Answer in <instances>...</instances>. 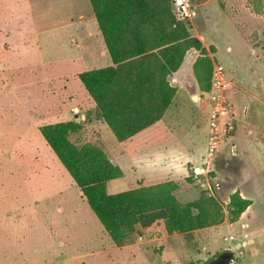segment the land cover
<instances>
[{
	"label": "rangeland",
	"instance_id": "rangeland-1",
	"mask_svg": "<svg viewBox=\"0 0 264 264\" xmlns=\"http://www.w3.org/2000/svg\"><path fill=\"white\" fill-rule=\"evenodd\" d=\"M24 1L0 0V9L4 8L3 6L6 9L13 8L18 4L25 6ZM38 1H33L32 4H39ZM47 2L56 4L60 0H46ZM225 3L235 5V10L228 13L230 14L228 20H224L222 12ZM189 6L191 16L184 22L185 29L191 39L199 41L201 47L186 50L177 71L185 74L187 90L191 94L193 92L200 94L198 100L203 102L207 118L209 105L205 93L201 90V86L204 87L206 81L203 79L202 83H198L194 69L197 65H201L198 69L207 73L213 69L214 65L223 66L227 79L225 96L233 111L231 138L214 157L209 166L210 172L206 179L203 177L202 182L209 183V189L206 188L205 191L222 207L226 215L224 221L227 224L230 223L226 211L230 194L237 191L240 196L242 195L241 197L251 202V208L245 210L236 222L231 223L234 225L230 228L219 229L213 240L205 243V251L200 242H192L190 235L184 236L187 247L181 249L183 253L174 264H210L218 257L217 255H221L227 249L233 251L231 264H239L254 255L259 257L256 261L264 262L263 255L260 253L264 252V0H189ZM240 9L246 13L239 12ZM75 15L76 13H74L76 20ZM241 15L249 16L251 20L248 19L249 17L241 18ZM68 32L59 51L50 45L43 46V41L47 37L40 36L41 46H43L41 53L36 54L35 51L26 55L22 54V48L15 43L17 48L13 53L1 56L5 54V51L10 50L11 44L5 41L3 38L5 32L0 28V264H43L52 258V255L44 250L37 253L25 250L19 259L14 260L15 252L35 246L43 248L47 244L45 226L41 223L30 225L23 215V219L18 218L19 214L16 213L18 203L15 202L14 196L20 194L14 185L19 180L17 176L28 183L38 179L32 172L23 175L20 172L17 173L21 167L29 166L36 171H41L40 168L35 169L34 165H44L48 160L47 157L51 156L47 154L44 155L46 158H42L41 152L42 149L43 152L49 150L58 163H54L55 165L48 163L49 175L60 183L58 188L65 191V197L74 200L79 195L77 194L79 189L40 133H36L42 125L63 123L65 119L63 113H68L75 106L73 101H66L63 98V87L66 85L60 76L74 71L102 68L95 59L90 57L85 62H61L60 50L64 51L63 54L74 56L81 51L76 49V42L79 41L80 36L72 29ZM80 45L82 46V43ZM244 47L246 50L257 49L260 71H248L244 60L246 53ZM4 62L12 66L8 71L1 70V64L5 65ZM172 75L168 79V84L175 89L176 94L177 83L172 82ZM75 82L80 85L82 91H85L79 80L74 79ZM15 93L18 97L21 94L29 96V105L27 102L24 103L28 105L27 108L19 109L14 100ZM31 105H33L32 108H30ZM69 113L68 119L73 120V111L70 110ZM20 114L27 121L33 122L29 130L39 140L37 144L41 148L39 147L38 154L26 153L27 143L16 142L20 136L14 133V128L18 130L20 126H15V122L16 120L19 124L23 122L18 119ZM95 120L99 121L97 113L86 118V121L77 123L81 129L73 133L70 140L78 145L87 141L104 145L111 142L112 139L106 138L107 130L100 128L98 123H94ZM183 122V128L186 129L189 121ZM215 184L218 187H215ZM125 188L126 182L118 180L108 185L106 191L108 194H116L125 191ZM89 213L98 227H101L91 210ZM27 216L30 220L29 212ZM228 237H232V240H223ZM137 238V236L134 237L135 242H138ZM181 238L175 237L173 244L178 246ZM164 247L160 244L159 248H154V253L162 252ZM6 256L10 259L3 261ZM173 257L169 252H165L161 256L157 254V261L162 264L169 263ZM202 258L206 260L200 261L199 259Z\"/></svg>",
	"mask_w": 264,
	"mask_h": 264
},
{
	"label": "crops",
	"instance_id": "crops-1",
	"mask_svg": "<svg viewBox=\"0 0 264 264\" xmlns=\"http://www.w3.org/2000/svg\"><path fill=\"white\" fill-rule=\"evenodd\" d=\"M33 1L36 0H25V6H19L18 4L13 8L6 9L3 6L4 8L0 9V28L5 32L3 38L11 44L10 50L5 51V54L1 56L13 53L17 48L15 43H18L23 50L22 54L25 55L35 51L36 54L41 53L44 45H50L53 49L59 51L65 35L69 34L68 30L72 29L74 33L80 36L79 41L76 42V49H81V51L77 56H74L63 54L64 51L60 50L61 62H85L90 57L95 59V62L102 68L112 65L89 0H60L56 4L39 0V4L36 3V5L32 4ZM234 6L225 3L222 11L224 20L230 18L228 13L235 10ZM239 12L246 13L241 9ZM74 13H76V20ZM247 17L241 15V18ZM248 19L251 20V17ZM40 36L47 37L43 41V46H41ZM79 43H82V46ZM244 50L246 52L244 60L248 66V71H260L257 49L250 48L246 50L244 47ZM4 64H1L2 71H8L12 67L8 62H4ZM82 72L85 71H74L71 74L60 76V79H63L66 85L63 87V98L66 101L69 100L75 103V106L70 109L73 111L74 119H68L69 110L68 113H63L66 119L63 123L69 121L84 122L86 118L96 114L95 105L87 92L82 91L80 85L74 83V79L78 80L77 76ZM184 77L185 74L182 71H177L172 75V82L177 83L176 94L161 119L125 142H117L104 122L94 121L104 131L107 130L106 138L108 140L112 139L107 145L103 143L98 145L110 161L122 170L123 178L118 180L126 182V190L172 181L178 185L174 196L181 203L195 201L199 197V192L206 190L209 183L202 182L203 177L194 179L191 176L192 169L201 167L204 163L203 156L205 155L208 133L206 110L203 102L201 103L198 100L200 94L198 92L191 94L187 90ZM188 85L191 86L192 84L188 83ZM17 95L15 93L14 100L19 109L21 107L27 108L30 100L29 96H26V94L22 96L21 94L18 97ZM26 102L28 105H24ZM205 103L207 104L206 101ZM18 117L23 122L22 124L17 123V120L15 122V126H20L18 130L14 128V133L20 136L16 142L24 141L27 143L26 153L30 155L33 153L38 154L39 147L41 148L37 144L39 140L29 130L33 122L27 121L22 114ZM186 120L189 122L185 129L183 128V121ZM36 133H40L39 130ZM156 152L164 153V158L156 161L154 166H146L145 160L141 158L146 157L152 160L154 159L153 154ZM41 153H43L41 154L43 155L42 158H46L44 155L47 154L51 156L47 157L48 160L44 165H34L35 169L39 170L38 168H40L41 171H36L29 166L21 167L17 171L22 175L32 172L37 175L38 179L28 183L17 176L19 180L14 185L20 194L14 197L15 202L18 203L16 210V213L19 214L18 218L23 219V215L30 225L41 223L42 226H45L47 244L43 248L35 246L15 252L14 260L19 259L21 253L25 250L35 253L44 250L47 254L52 255L51 260L43 264H77V262L78 264H162L157 261V254L161 256L165 252H169L174 257L169 263L163 264H174L176 260H179L183 253L181 249L187 244L184 239L186 235L173 234L166 237L156 236L147 239L135 231L128 233L120 244L114 243L101 224L99 223L101 227H98L96 221L90 215V208L81 196L80 191L74 200L64 196L66 195L65 191L58 188L60 183L49 175L48 163L55 165L54 163L58 164L57 161L49 150L43 152L42 149ZM118 180L108 182L106 187ZM249 208H251V205L246 210ZM28 212L31 215L30 220H28ZM233 225L224 221L220 225L194 231L190 234L191 241L200 242L204 246L205 243L213 240L219 229L230 228ZM135 236L138 237V242L134 241ZM177 236L182 238L178 246H175L173 240ZM160 244L165 246L164 250L160 253H154V248H159ZM203 250H206V246L203 247ZM260 253H262L264 259V252ZM258 258L254 255L239 264H264V262L256 261ZM8 259L10 257L6 256L3 261ZM199 260L204 262L206 259Z\"/></svg>",
	"mask_w": 264,
	"mask_h": 264
},
{
	"label": "trees",
	"instance_id": "trees-1",
	"mask_svg": "<svg viewBox=\"0 0 264 264\" xmlns=\"http://www.w3.org/2000/svg\"><path fill=\"white\" fill-rule=\"evenodd\" d=\"M112 65L78 74L95 105L98 119L114 139L125 142L159 121L175 89L168 79L181 65L186 50L200 48L185 21L177 22L173 0H89ZM194 69L203 93L210 90L212 69ZM205 77V78H204ZM81 129L74 121L45 124L39 132L67 172L110 239L120 244L130 232L147 239L220 225L226 215L217 200L201 190L189 203L179 202L172 181L108 194L106 184L123 178L95 142L80 145L70 136ZM251 202L236 191L229 196L227 219L236 222ZM219 256V255H217Z\"/></svg>",
	"mask_w": 264,
	"mask_h": 264
},
{
	"label": "built area",
	"instance_id": "built-area-1",
	"mask_svg": "<svg viewBox=\"0 0 264 264\" xmlns=\"http://www.w3.org/2000/svg\"><path fill=\"white\" fill-rule=\"evenodd\" d=\"M172 13L177 22L186 21L191 16L189 0H173ZM227 88L226 72L223 66L214 65L210 80V90L205 93L208 102V135L204 163L201 167L192 169L191 176L194 179L204 177L206 179L210 172L214 157L222 146L229 140L233 130L231 120L233 119L232 106L227 102L225 92ZM215 187H218L215 184ZM209 189V184L207 186ZM225 241L232 240V237L224 238Z\"/></svg>",
	"mask_w": 264,
	"mask_h": 264
},
{
	"label": "clouds",
	"instance_id": "clouds-1",
	"mask_svg": "<svg viewBox=\"0 0 264 264\" xmlns=\"http://www.w3.org/2000/svg\"><path fill=\"white\" fill-rule=\"evenodd\" d=\"M164 156H165L164 153H162V152H156V153L153 154V158L154 159H152V160H149L146 157L145 158H141V159H144L145 160L146 166H154V163L156 161L162 160L164 158ZM134 163H135V161H134Z\"/></svg>",
	"mask_w": 264,
	"mask_h": 264
},
{
	"label": "water",
	"instance_id": "water-1",
	"mask_svg": "<svg viewBox=\"0 0 264 264\" xmlns=\"http://www.w3.org/2000/svg\"><path fill=\"white\" fill-rule=\"evenodd\" d=\"M232 254L233 251L230 249H227L226 251H224L221 255L220 258H224L226 259V264H231L232 263Z\"/></svg>",
	"mask_w": 264,
	"mask_h": 264
},
{
	"label": "flooded vegetation",
	"instance_id": "flooded-vegetation-1",
	"mask_svg": "<svg viewBox=\"0 0 264 264\" xmlns=\"http://www.w3.org/2000/svg\"><path fill=\"white\" fill-rule=\"evenodd\" d=\"M226 259L224 258H220V255L214 260L212 261L210 264H226Z\"/></svg>",
	"mask_w": 264,
	"mask_h": 264
}]
</instances>
